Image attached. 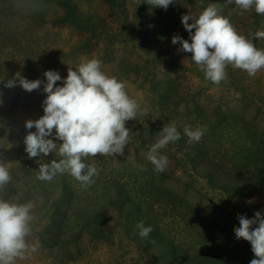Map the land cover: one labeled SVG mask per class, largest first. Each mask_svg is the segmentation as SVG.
I'll use <instances>...</instances> for the list:
<instances>
[{
	"label": "rangeland",
	"instance_id": "rangeland-1",
	"mask_svg": "<svg viewBox=\"0 0 264 264\" xmlns=\"http://www.w3.org/2000/svg\"><path fill=\"white\" fill-rule=\"evenodd\" d=\"M149 3L0 0V162L11 175L0 186V199L33 204L30 248L15 264H208L226 242L219 229L230 233L224 253L243 264L254 258L250 243L237 240L234 228L240 215L264 216V180L250 175L255 169L240 167L264 160V68L249 76L228 65L227 78L216 85L171 40L175 35L189 40L182 15L198 17L215 4L218 14L264 51V37L255 36L264 32V14L254 8L242 12L234 0H173L166 10ZM92 58L125 82L140 105L136 120L125 122L129 141L122 155L83 158L98 169L89 186L67 172L51 181L37 179L40 164L61 159L59 145L46 157H30L19 130L44 114L47 94L43 84L31 92L4 85L17 72L46 83L43 73L55 70L62 77L56 86H63L68 68ZM172 122L186 142L185 126L206 131L199 142L188 143L192 148L175 141L160 149L169 164L158 173L147 156L162 133L151 127ZM47 138L62 143L54 135ZM211 160L222 168L211 170ZM42 186L47 195L40 193ZM115 186H121L118 198ZM80 207L88 209L87 217L73 213ZM97 218L102 234L82 225ZM141 222L153 229L147 238L139 235Z\"/></svg>",
	"mask_w": 264,
	"mask_h": 264
},
{
	"label": "clouds",
	"instance_id": "clouds-1",
	"mask_svg": "<svg viewBox=\"0 0 264 264\" xmlns=\"http://www.w3.org/2000/svg\"><path fill=\"white\" fill-rule=\"evenodd\" d=\"M172 3L173 0H150L149 4L166 10ZM226 3H233V0H226ZM234 3L242 12L254 8L257 14H264V0H234ZM181 24L191 42L179 35L173 36L171 42L179 43L180 50L191 53V59L212 83L219 85L227 78L228 65L246 71L249 76H255L264 68V51L257 49L227 18L218 14L215 4H209L198 17L189 13L182 15ZM255 36L264 37V32H257ZM101 64V60L92 58L83 60L75 70L68 68L63 86H56L62 77L55 70L43 73L46 83L40 79L28 80L19 72L5 83L8 88L18 84L28 92L38 90L43 84L47 94L43 101L44 114L37 120L25 122L26 129L35 128L36 131H28L23 143L30 157H46L57 151L59 145L61 159L40 164L37 179L51 181L57 173L67 172L82 186H89L94 183L92 178L98 175V169L95 163L86 165L83 158L123 154L130 136L125 122L136 120L140 105L129 97L125 82L107 75L101 70ZM142 114L146 115V110ZM205 131L184 128L189 142H199ZM161 133L147 156L158 173L164 172L169 164L166 156L158 155L159 150L181 138L175 122L164 126ZM53 135L62 143L47 138ZM10 180L8 168L0 162V186ZM32 208L31 202L17 204L0 199V264H15L16 259H23L29 250L26 237L31 234ZM238 221L239 226L234 228L235 238L248 241L254 254L249 264H264V216L255 212L253 218L238 216ZM136 227L141 238H147L153 231L142 222ZM36 250L35 245L31 246V251Z\"/></svg>",
	"mask_w": 264,
	"mask_h": 264
},
{
	"label": "trees",
	"instance_id": "trees-1",
	"mask_svg": "<svg viewBox=\"0 0 264 264\" xmlns=\"http://www.w3.org/2000/svg\"><path fill=\"white\" fill-rule=\"evenodd\" d=\"M151 129H152V131L162 130V128L161 129H157V128H154V127H151ZM30 130L31 131H34L35 128H32ZM19 131H20V137H25V135H26L25 134L26 129H20ZM180 137L181 138L179 140H177L179 143H181L183 141V139H185V136L184 135H180ZM183 142H186V141H183ZM188 143H189V141H187L185 144L189 145V147L192 148V144H188ZM198 153H201V152H198ZM197 155L200 156L199 154H197ZM240 167L242 169H244V170L247 169V168L248 169H255L254 170V173L255 174L252 173V172H249L250 175L252 177H254L255 180H260V179L264 180V160L263 159H255V160H252V161H248V162H246L244 164H240ZM209 168L211 170L217 171L218 169L222 168V166H221L220 163H216L214 160H211L210 163H209ZM115 187H116V189H118L117 190V194H116V197L118 198L120 196L119 190L121 191V189H120L121 186L120 187L115 186ZM63 188H65V184H64V187ZM39 191L43 195H47V189L44 186L40 187V190ZM121 193H122V191H121ZM61 195L62 196L59 199V201H60L59 204L60 205L62 204V202L64 200V195H67L66 190H63V192L61 193ZM117 200H119V199H117ZM120 209H121V211H123L122 208H120ZM58 211H59V209H58ZM88 212L89 211H88V209L86 207H82V208L80 207L79 209H73V213L76 215V217H81V218L87 217L89 215ZM103 214H104V212L102 211L101 212V215H103ZM102 218L103 217H101V219ZM97 221H98V218L94 222H92V221H84L82 225L84 227H86V226H88V225L91 224L93 226V229L95 230L96 233L102 234V232H103L102 225L101 224H97L98 223ZM219 233L224 238H226V242L223 243V244H220L218 246L219 249H220V252L217 253V254H215L214 258L210 262H208V264H243L240 260L232 259L231 255H230L231 252L230 253L229 252H227V253H224L223 252V250L225 248V244H228L229 243V241H228L227 238H230V233L227 232V231H224V230H220V229H219ZM62 245L63 244H61V246ZM194 264H198V263H194Z\"/></svg>",
	"mask_w": 264,
	"mask_h": 264
}]
</instances>
